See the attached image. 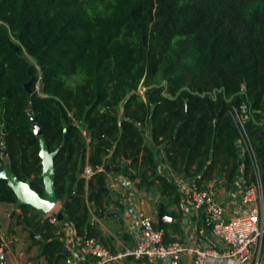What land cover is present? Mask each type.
<instances>
[{"label": "trees", "instance_id": "1", "mask_svg": "<svg viewBox=\"0 0 264 264\" xmlns=\"http://www.w3.org/2000/svg\"><path fill=\"white\" fill-rule=\"evenodd\" d=\"M243 103L264 185V0H0V171L8 161L44 196V140L57 198L68 203L58 224L19 205L17 222L39 235L45 264L70 254L68 225L104 244L93 215L123 208L102 169L108 161L171 202L182 192L160 171L161 153L200 188L213 178L234 183L242 169L251 184L232 114ZM17 199L0 176V205Z\"/></svg>", "mask_w": 264, "mask_h": 264}, {"label": "built area", "instance_id": "2", "mask_svg": "<svg viewBox=\"0 0 264 264\" xmlns=\"http://www.w3.org/2000/svg\"><path fill=\"white\" fill-rule=\"evenodd\" d=\"M139 89L144 94L146 87ZM234 120L239 130V150L246 153L250 159L255 174V180L239 193V201L247 206L244 212L227 215L225 206L218 201L215 192L209 187H198L189 181L185 184L182 196L191 202L194 208L201 212L204 221L209 224L213 245H186L178 241L167 242L165 229L157 225V221L146 213H140V239L133 245H123L112 249L99 240L78 237V252L70 253L63 264H122L127 259L146 260L155 263L167 260L170 264H181L182 256H188L191 264H261L264 251V185L260 173L257 152L251 136L246 130L250 116L249 106L243 103L240 108H233ZM4 132L0 128V147H3ZM104 169V168H102ZM94 169L86 165L82 176L89 179ZM180 190V189H179ZM181 191V190H180ZM57 204V203H56ZM56 206V205H55ZM55 206L42 214L51 223L60 222ZM53 211V212H52ZM1 245L6 247L13 238L3 234ZM25 264H38L27 260ZM264 264V263H262Z\"/></svg>", "mask_w": 264, "mask_h": 264}, {"label": "crops", "instance_id": "3", "mask_svg": "<svg viewBox=\"0 0 264 264\" xmlns=\"http://www.w3.org/2000/svg\"><path fill=\"white\" fill-rule=\"evenodd\" d=\"M3 138V136H2ZM150 143V138L147 140ZM43 155H48V150L42 147ZM164 155H159L160 171L167 175L170 180L171 168L163 161ZM108 184L110 192L123 205L122 211L118 212L119 207L111 204L108 208L109 212L118 213L117 216L103 219L93 215V220L98 221L104 236V244L117 249L123 245L133 246L141 237L139 228L140 213L149 214L158 220L159 204L164 203L165 213L173 217L172 222H168L165 228V236L167 242L178 241L186 245H200L210 247L213 244L212 234L209 224L204 221L201 212L196 210L191 202L184 196H181L178 202H171L168 198L160 195L156 188L140 189L136 181L130 180L122 174H108ZM0 176L10 179L14 184H22L27 187V182H22L10 170L8 161L5 162L3 169L0 171ZM177 176V175H176ZM175 176V177H176ZM183 193L185 184L189 180H184L179 175L176 181H173ZM203 187L211 188L216 195L218 201L222 202L226 209L227 215L244 212L247 206L239 201V193L245 187L243 169L241 170L238 180L234 183H229L225 179L213 178L204 182ZM164 199H166L164 201ZM20 199L15 203L0 205V245L1 237L4 235L13 238V242L6 247L0 246V264H25L27 260H33L38 264H45L40 253V245L34 242V237L31 231L26 229L23 224L17 222L19 213ZM63 204L58 199V202L53 211L59 212ZM52 211V212H53ZM57 212V213H58ZM64 242L70 253L78 252L79 242L71 226L65 228ZM88 264H93L90 262ZM122 264H150L146 260L127 259ZM151 264H170L167 260H158ZM181 264H191L188 256H182Z\"/></svg>", "mask_w": 264, "mask_h": 264}, {"label": "water", "instance_id": "4", "mask_svg": "<svg viewBox=\"0 0 264 264\" xmlns=\"http://www.w3.org/2000/svg\"><path fill=\"white\" fill-rule=\"evenodd\" d=\"M26 87L28 90H30V87L28 84L26 85ZM29 115L31 116V120L35 121V117L33 116V112L31 110L29 111ZM34 130H35L37 135H41V129L38 125L35 126ZM3 132L5 133V130H3ZM262 134L264 135V130L262 131ZM44 146L47 148L46 143L44 142V140H42V142H41V154L43 157L42 176L44 178V183H45V194H44V196H40L39 194H37L34 190H32L30 188L29 184H27L28 185L27 187L23 186L22 184H14L6 176L9 184L14 188V190L17 194V198L20 199L21 203H28V204H31L32 206L36 207L38 209V212H39V218L42 217V214H44V212H47L50 209H52L56 205V203L58 202V198H57V195L55 192V185H54V168H53V158H52L53 155H52V153L49 152V150L47 148L48 155L44 156L43 150H42V147H44ZM5 154H6V152H5ZM104 170H106L108 174H111L112 170L110 168L109 161L104 166ZM97 189H99V187H97ZM103 190H107V188H103ZM67 205H68V203H66L65 206L63 205L62 208H60L59 212L57 213V216H58L60 222H62V223L65 222L64 211H65V208L67 207ZM164 209H165L164 203H160L159 204V211H158V220H157V224L160 226L163 224H166L168 222H172V220H173V217L171 215L166 214ZM117 215H118V213H116V212H102L100 219H103L106 216L112 217V216H117ZM31 235H32V237H36V238L39 237V235L34 233V232H31Z\"/></svg>", "mask_w": 264, "mask_h": 264}, {"label": "rangeland", "instance_id": "5", "mask_svg": "<svg viewBox=\"0 0 264 264\" xmlns=\"http://www.w3.org/2000/svg\"><path fill=\"white\" fill-rule=\"evenodd\" d=\"M28 58H29L30 60H32L30 57H28ZM40 86H41V85L39 84V85H38V88H39ZM142 86H144V85L141 84V85L139 86V89H140V90H142V89H141ZM140 92H141V91H140ZM140 92H139V93H140ZM148 137L150 138V135H148ZM150 140H151V138H150ZM163 155H164V154L162 153V156H163ZM163 158H164V157H163ZM163 161L165 162V159H163ZM171 171H172V172L169 174V175H170V178H172L173 181H176L178 174H177L175 171H173L172 169H171ZM176 175H177V176H176ZM175 176H176V177H175ZM182 178H183V177H182ZM183 179L186 180V181L188 180V179H186V178H183ZM261 259H262V261H261V264H262V263H264V251H263V255H262V258H261Z\"/></svg>", "mask_w": 264, "mask_h": 264}]
</instances>
